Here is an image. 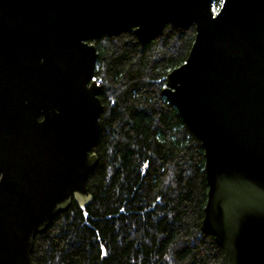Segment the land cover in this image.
<instances>
[{
  "label": "water",
  "instance_id": "water-1",
  "mask_svg": "<svg viewBox=\"0 0 264 264\" xmlns=\"http://www.w3.org/2000/svg\"><path fill=\"white\" fill-rule=\"evenodd\" d=\"M165 25L195 29L162 93L203 149L201 230L223 264H264V0L216 13L213 0H0V264H35V236L92 201L103 106L91 41L147 42Z\"/></svg>",
  "mask_w": 264,
  "mask_h": 264
},
{
  "label": "trees",
  "instance_id": "trees-1",
  "mask_svg": "<svg viewBox=\"0 0 264 264\" xmlns=\"http://www.w3.org/2000/svg\"><path fill=\"white\" fill-rule=\"evenodd\" d=\"M194 34L193 25H165L147 42L132 32L91 41L103 106L91 150L98 161L86 180L92 201L72 202L35 236V264H223L221 248L201 230L208 189L201 143L162 93Z\"/></svg>",
  "mask_w": 264,
  "mask_h": 264
},
{
  "label": "rangeland",
  "instance_id": "rangeland-1",
  "mask_svg": "<svg viewBox=\"0 0 264 264\" xmlns=\"http://www.w3.org/2000/svg\"><path fill=\"white\" fill-rule=\"evenodd\" d=\"M220 6L213 5V12L216 13ZM99 83V82H98Z\"/></svg>",
  "mask_w": 264,
  "mask_h": 264
},
{
  "label": "flooded vegetation",
  "instance_id": "flooded-vegetation-1",
  "mask_svg": "<svg viewBox=\"0 0 264 264\" xmlns=\"http://www.w3.org/2000/svg\"><path fill=\"white\" fill-rule=\"evenodd\" d=\"M42 119H43V116H42V114L40 113L39 116H38V120L41 121ZM72 202H74V201H72Z\"/></svg>",
  "mask_w": 264,
  "mask_h": 264
}]
</instances>
